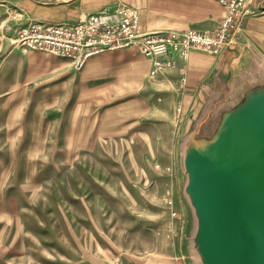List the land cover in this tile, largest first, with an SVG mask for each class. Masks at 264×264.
Instances as JSON below:
<instances>
[{"label": "rangeland", "instance_id": "obj_1", "mask_svg": "<svg viewBox=\"0 0 264 264\" xmlns=\"http://www.w3.org/2000/svg\"><path fill=\"white\" fill-rule=\"evenodd\" d=\"M153 1L156 20L173 4ZM80 2L0 0V264H209L186 166L192 111L155 78L81 91L70 60L3 50L21 14ZM182 30L197 29L149 31ZM30 53L27 74L8 75ZM153 125L159 139L143 138Z\"/></svg>", "mask_w": 264, "mask_h": 264}, {"label": "crops", "instance_id": "obj_2", "mask_svg": "<svg viewBox=\"0 0 264 264\" xmlns=\"http://www.w3.org/2000/svg\"><path fill=\"white\" fill-rule=\"evenodd\" d=\"M114 1L81 0L76 9L69 5L50 6L21 16L27 21L74 22L89 13L111 8L115 5L112 4ZM143 2L145 5L125 3L139 10L141 23L146 30L210 29L218 25L227 10L219 0H173L168 14H162L161 18L156 20L152 13L154 1ZM253 7H258V11L244 17L241 28L236 33L235 43L220 54L195 51L187 61L174 56L173 66L161 70L156 76H151L152 59L143 56L137 49L108 50L87 61L77 73V83L83 91L92 83L114 84L133 81L142 84L148 77L155 78L170 89L174 103L182 105L183 118L187 109L193 113L187 127H192L194 133L187 138V142L185 141V149L190 145L193 134H196L195 137L201 144L208 146L218 135L225 116L239 113L255 96L264 94V5L263 2L254 1ZM34 54L10 59L8 75L15 78L20 69L21 73L27 74L22 68V62L26 63L27 57L35 56ZM184 66L186 71L182 73L181 68ZM183 76L186 77L184 83ZM153 103L161 107L155 100ZM184 125L186 127V123ZM145 130L148 135L144 137L142 131L143 138L159 139L158 125Z\"/></svg>", "mask_w": 264, "mask_h": 264}, {"label": "water", "instance_id": "obj_3", "mask_svg": "<svg viewBox=\"0 0 264 264\" xmlns=\"http://www.w3.org/2000/svg\"><path fill=\"white\" fill-rule=\"evenodd\" d=\"M11 44L6 38L5 50ZM192 135L186 158L209 264H264V94L227 115L204 146ZM229 135V147L224 145ZM192 159L205 162L194 167Z\"/></svg>", "mask_w": 264, "mask_h": 264}, {"label": "built area", "instance_id": "obj_4", "mask_svg": "<svg viewBox=\"0 0 264 264\" xmlns=\"http://www.w3.org/2000/svg\"><path fill=\"white\" fill-rule=\"evenodd\" d=\"M219 1L227 10L218 25L210 29L149 31L143 27L137 8L117 3L74 22L29 20L11 38V45L22 52L42 50L66 58L79 70L90 58L105 51L135 48L152 59L150 74L156 75L174 65V56L187 61L195 51L220 54L235 43L242 20L253 9V0ZM185 71L184 66L181 72Z\"/></svg>", "mask_w": 264, "mask_h": 264}, {"label": "bare ground", "instance_id": "obj_5", "mask_svg": "<svg viewBox=\"0 0 264 264\" xmlns=\"http://www.w3.org/2000/svg\"><path fill=\"white\" fill-rule=\"evenodd\" d=\"M224 145L229 147V135L226 137ZM191 163L194 167H202L203 164H206L205 162L197 161L196 159H192Z\"/></svg>", "mask_w": 264, "mask_h": 264}]
</instances>
